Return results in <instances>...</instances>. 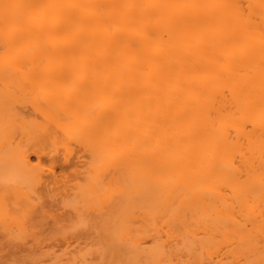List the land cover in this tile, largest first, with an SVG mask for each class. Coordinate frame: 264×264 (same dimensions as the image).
<instances>
[{"label": "bare ground", "instance_id": "1", "mask_svg": "<svg viewBox=\"0 0 264 264\" xmlns=\"http://www.w3.org/2000/svg\"><path fill=\"white\" fill-rule=\"evenodd\" d=\"M46 206L99 242L41 253ZM0 236V264H264V0H0Z\"/></svg>", "mask_w": 264, "mask_h": 264}, {"label": "rangeland", "instance_id": "2", "mask_svg": "<svg viewBox=\"0 0 264 264\" xmlns=\"http://www.w3.org/2000/svg\"><path fill=\"white\" fill-rule=\"evenodd\" d=\"M62 156H63V155L60 154V158H62ZM83 159H85V157H83ZM32 160H34V164H35L36 166H37L38 163L41 164V165H44V166H43V167H44L43 169H44L46 172L48 171L47 169H48L52 164H54V162H52V159H51V158H43V159H42L43 161H40L41 163H40V162L35 163V161L37 160L36 157H33ZM37 161H38V160H37ZM49 162H52V163L49 164ZM60 163H61V162H60ZM60 163H59L58 165H56V164L53 165V167H54V169H55L54 172H56V173L58 174V175H57L58 177L60 176V174H61V176H62V173H63V176H65L64 173L66 172V170H64L65 168L62 169V167H60ZM39 164H38V165H39ZM81 164H82V162H81ZM55 165H56V166H55ZM61 165H62V163H61ZM62 166L64 167V166H66V165L63 164ZM40 167H41V166H40ZM51 167H52V166H51ZM50 169H52V171H53V168H50ZM41 170H42V168H41ZM61 170L65 171V172H63V171H61ZM45 171H44V172H45ZM48 173L50 174L51 172H48ZM48 173H44V174L47 175ZM66 173L69 174V173H68V169H67V172H66ZM66 173H65V174H66ZM44 174H43V175H44ZM51 174H53V173H51ZM51 174L48 175L47 177H49V176L51 177ZM54 174H55V173H54ZM67 174H66V175H67ZM60 178H61V177H60ZM62 178H63V177H62ZM64 179H65V177H64ZM70 179H71V178H70ZM80 179H81V178H80ZM62 180H63V179H62ZM71 180H72V179H71ZM71 180H70L69 182H66V184L68 183L69 185H73V184L75 183V180H72V181H71ZM78 180H79V179H78ZM63 182H64V181H63ZM60 184H61V183H60ZM60 184H59V185H60ZM62 184H64V183H62ZM66 184H65V185H66ZM69 185H67V186H68V187H71V186H69ZM68 187H67V188H68ZM58 188H61V185H60ZM62 189H65V188L62 187ZM57 190H59V189H57ZM57 190H56V191H57ZM60 190H61V189H60ZM54 191H55V190H54ZM56 193H57V192H56ZM61 193H62V190H61V192L59 191V193H57V198L60 196ZM55 205H60V204L53 203L52 205H50L51 210H52V208L55 207ZM47 206H48V205H47ZM47 206H46V207H47ZM53 206H54V207H53ZM46 207H45V209H44V211H43L44 213H42V214H43V216L41 217V220H42V221L37 220L38 218H37V219H33V218H32L34 222H37V223H38V221H39V223L42 222L41 225H43V229H42V227L40 226L39 223H38V224H39L38 226H36V225H34V224L31 225L29 222H32V223H33L32 219H31V221L28 220V221H29L28 223L30 224V226H35L37 232L41 233V236L44 237V238H42L41 236H38L39 234L36 232V233L38 234V235H37L38 238H41L43 241L41 240V241L39 242L40 239L35 238V237H36V233H34L35 231H33L34 234H31V233H32V232H31V231H32L31 228H29V225H28V226L26 225V226L29 228V230H27L28 233H27L26 235H27V236H28L29 234L34 235V236H31V235L29 236V237H31V238H30L31 240H32V238H33V240L36 239V241H37V239H38V244H37V242H36L35 240H34V241H35L36 243L33 241V243H35V244H33L31 240H28V241H27V242H31V244H29V245H31V246L33 245V246H32V249H34V248H35V245L37 244L36 247H39V248H36V249H40V250H39L40 252H41V249H43V250L45 251V253H46L47 250H48V252H47L48 255H53V253H57V252H58V253L60 254V255L58 254L59 258H63V259H65V258L67 257L66 254H65L63 257H62V254H63L64 252L67 253V252L65 251V249H67V250L70 249V250H68V251H69V252H68L69 254H67V255H70L72 252H74V249H73V248H74V245L76 244L75 240L78 239V241H79V243H80V241L83 242L84 239H86L85 241H90V239H91V238H94L93 236H95L96 239H94L93 241H91V243H89L88 245L93 244L94 241H95L96 243L99 242V239H100V238H99L97 235H95V234H93V233H91V232H90V234H89L88 231H90V230H85V229L79 230V232H81V233H84V231H85V233H84L85 235L87 234V232H88V234H89V236H88V234H87V236H83V235H84V234H83V235L81 236L82 239L75 237V236L72 234V232L70 231V228H69V230L67 229L68 231H70V232H69V237H68V234H67V233H66V234H67L66 236H65V234H62V235H61L60 232L57 233V232H56L57 230H59V231L63 230L62 232L64 233V232H65V230H64L65 228H64V227H66L65 225H67V224H66V221H65V223H64V220H63V218H64V214H66V212H63L64 214L62 213V211H66V210H65V208L63 209L62 206H60L61 208L59 207V208H60V209H58L59 212H58L57 209H55V210H57L56 212H57L58 214H62V216H63V218H59V222H60V220L62 219V222H60V223H64V224H63V228H64V229H63V228L61 229L62 224L59 225V222H58L57 230H55V232H56L59 236H56V235H57L56 233H55L56 235H53V234H54V230H53L52 228H53V226L55 227V225H56V224L53 223V221L55 220V219H53V217H54V218L56 217V215H55L56 212H54L55 210L52 211V212H50V210L48 209V207H47V208H46ZM38 208H40V207H38ZM55 208H56V207H55ZM57 208H58V207H57ZM46 209L49 210V212H48ZM61 209H63V210L60 211ZM36 210H37V208H36ZM36 210H34V212H35ZM39 210H41V208H40ZM42 210H43V209H42ZM42 210H41V211H42ZM15 211H16V210H15ZM17 211H19V210H17ZM34 212L32 211L33 214H34ZM47 212H48V213H47ZM60 212H61V213H60ZM23 213H24V212H23ZM38 213H40V211L37 212V215H38ZM45 213H47V214L45 215ZM18 214H19V213H18ZM21 214H22V213H21ZM24 214H25V213H24ZM33 214H29V215H31V217H32ZM42 214H41V215H42ZM58 214H57V215H58ZM41 215H40V216H41ZM34 216H36V214H35ZM40 216H39V217H40ZM62 216H60V217H62ZM65 216H66V215H65ZM18 217L20 218L19 215H18ZM24 217H25V216H24ZM31 217H30V218H31ZM36 217H37V216H36ZM57 217H59V216H57ZM25 218H26V217H25ZM30 218H28V219H30ZM23 219H24V218H23ZM64 219H65V218H64ZM25 221H26V220H24V224L26 223ZM56 221H57V219H56ZM54 222H55V221H54ZM37 223H36V224H37ZM43 223H44V224H43ZM52 223H53V224H52ZM138 223H139V222H138ZM138 223H137V224H138ZM52 225H53V226H52ZM138 225H139V224H138ZM59 226H60V227H59ZM67 226H68V225H67ZM27 227H24V228L28 229ZM68 227H69V226H68ZM68 227H66V228H68ZM35 228H33V230H35ZM59 228H60L61 230H60ZM86 228H87V227H86ZM15 229H16V230H15ZM26 229H25V230H26ZM87 229H88V228H87ZM13 230H15V232H19L20 229L17 230V227H14ZM68 231H66V232H68ZM86 231H87V232H86ZM30 232H31V233H30ZM46 232H49V233H46ZM52 232H53V233H52ZM62 232H61V233H62ZM42 233H43V234H42ZM50 233H52L53 236H52ZM45 234H46V235H45ZM49 234L53 237V241H55V242L57 241L58 244H56L55 242L52 243V244L50 243V240L52 241V237L50 238V236H48ZM90 235H92V236H90ZM27 236H26V237H27ZM47 236H48V237H47ZM54 236L57 237L56 240H54V238H55ZM63 236L66 237V238H71V237H72L71 240H72L73 243L68 242V241H71V240L66 239V238H64ZM0 237H2V236H0ZM62 237H63V238H62ZM87 237H91V238H90V239H87ZM61 238H62V239H61ZM74 238H75V240H74ZM2 239H3V238H2ZM2 239H1V241H3ZM7 239H8V238H7ZM27 239H28V237H27ZM45 239H50V240L47 241V240H45ZM60 239H61V240H60ZM4 240H5V239H4ZM9 240H11V239L9 238ZM143 240H144V239H143ZM145 240H146V238H145ZM15 241H17V240H15ZM59 241L62 242V243H63V242H64V243H65V242H68L69 244L71 243V244L73 245V248H70V247H69V246H71V245H68L67 248H65L66 246L64 247L62 243H61V244L59 243ZM85 241H84L83 243H85ZM146 241L149 242V240H146ZM7 242H9L10 244L7 243ZM17 242H18V241H17ZM17 242H16V243H17ZM148 242H147V243H148ZM2 243H3V242H2ZM13 243H15V242H11V241H8V240H7V241L2 245V248H3V252H2L3 260H2V261H3V264H15V262H16V260H17L16 258H17V257L19 258L20 255H21V253H22V252H21V253L16 252L17 247H20V246H17L16 243H15V244H16V246H15ZM19 243H20V242H19ZM68 243H67V244H68ZM74 243H75V244H74ZM83 243H80V244H83ZM20 244H21V243H20ZM20 244H18V245H20ZM77 244H78V242H77ZM80 244H78V246H79ZM13 245L15 246L16 250L13 249V248H14ZM65 245H66V244H65ZM83 245H85V244H83ZM83 245H82V246H83ZM86 245H87V243H86ZM86 245H85L84 247H82V248H86V247H87V248H92V247H93L92 245H91L92 247H89V246H86ZM96 245H97V244H96ZM96 245H95V246H96ZM26 246H27V245H25V247H26ZM78 246H76V250H78ZM80 246H81V245H80ZM21 247H22V246H21ZM33 247H34V248H33ZM68 247H69V248H68ZM71 247H72V246H71ZM27 248H29V247L27 246ZM79 248H81V247H79ZM93 248H94V247H93ZM24 249H25V248H24ZM14 250H15V251H14ZM26 250H27V249H26ZM43 250H42V251H43ZM61 250H64V252H63V253H60V252H62ZM34 251H35V249H34ZM49 251H50V252L53 251V253L50 254ZM54 251H56V252H54ZM17 253H19V254H17ZM24 253H25V252H24ZM24 253H23V254H24ZM35 253L38 254V250H36ZM41 253H42V252H41ZM40 255H41V254H40ZM40 255L36 256V262H43V261L47 260V261H45V262L48 263V261L50 262V261L52 260V259H51V260H49V259L53 257V256H51L50 258H47V257H48V256H46L47 254H44L43 256H40ZM54 255H55V254H54ZM45 256H46V258H45ZM58 256H57V258H58ZM60 256H61V257H60ZM54 258H55V256L53 257V259H54ZM15 259H16V260H15ZM41 259H42V261H41ZM13 262H14V263H13ZM17 262H18V264H21V263L23 264L22 260H21V261H20V260H17ZM17 262H16V263H17ZM24 263H25V262H24ZM33 263H34V262H33ZM25 264H29V263H25ZM31 264H32V263H31ZM35 264H36V263H35ZM37 264H39V263H37ZM40 264H44V263H40Z\"/></svg>", "mask_w": 264, "mask_h": 264}]
</instances>
